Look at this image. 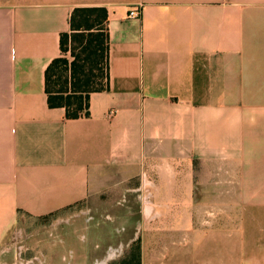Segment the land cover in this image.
Listing matches in <instances>:
<instances>
[{"label": "crops", "instance_id": "crops-1", "mask_svg": "<svg viewBox=\"0 0 264 264\" xmlns=\"http://www.w3.org/2000/svg\"><path fill=\"white\" fill-rule=\"evenodd\" d=\"M79 6L108 11L109 82L67 118L45 70ZM16 222L14 264L137 239L140 264H264V0H0V244Z\"/></svg>", "mask_w": 264, "mask_h": 264}, {"label": "trees", "instance_id": "trees-1", "mask_svg": "<svg viewBox=\"0 0 264 264\" xmlns=\"http://www.w3.org/2000/svg\"><path fill=\"white\" fill-rule=\"evenodd\" d=\"M107 20L105 7H75L69 18V31L60 36V56L46 67L47 103L50 107H63L67 118L88 115L89 94L108 87ZM130 248L136 259L132 264H140V240Z\"/></svg>", "mask_w": 264, "mask_h": 264}, {"label": "rangeland", "instance_id": "rangeland-1", "mask_svg": "<svg viewBox=\"0 0 264 264\" xmlns=\"http://www.w3.org/2000/svg\"><path fill=\"white\" fill-rule=\"evenodd\" d=\"M67 59L70 61L72 59L70 53L67 54ZM140 205V203H139ZM231 211L234 208H230ZM227 216L225 215V224L227 222ZM221 217L219 218V223H221ZM43 221L51 220L50 218L44 217L41 219ZM237 224V213L230 214V228H231V235L235 233L232 227H236ZM29 225H24V223L16 222L15 225L11 227L8 231L5 239L0 244V264H14L13 260L15 259L14 256L20 250L23 252L27 251V247H29ZM19 257L17 256V259ZM11 260V261H8ZM24 260V259H23ZM28 262L26 260L22 261V263Z\"/></svg>", "mask_w": 264, "mask_h": 264}, {"label": "built area", "instance_id": "built-area-1", "mask_svg": "<svg viewBox=\"0 0 264 264\" xmlns=\"http://www.w3.org/2000/svg\"><path fill=\"white\" fill-rule=\"evenodd\" d=\"M128 17L131 19H138L140 17V11L138 9H131L128 12ZM144 200L147 202V198H144Z\"/></svg>", "mask_w": 264, "mask_h": 264}]
</instances>
